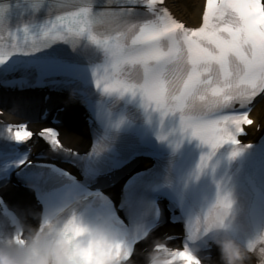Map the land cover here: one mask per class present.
<instances>
[{"label":"snow or ice","instance_id":"obj_1","mask_svg":"<svg viewBox=\"0 0 264 264\" xmlns=\"http://www.w3.org/2000/svg\"><path fill=\"white\" fill-rule=\"evenodd\" d=\"M41 2L34 0L33 7ZM107 4L115 7L98 11L95 0H56L49 3V18L35 32L27 28L8 31L0 23V64L16 55H50L42 50L57 42L76 47L86 39L105 52L103 66L92 69L98 89L108 95L139 96L143 106L155 105L154 110L163 115L177 114L180 133L208 146L210 151L201 157L198 171L222 145H237V137L245 132L242 126L254 123L252 109L264 103V0H206L202 23L196 28L175 18L165 0H107ZM2 13L0 9V16ZM176 32L183 35L190 65L178 90L166 78L167 64L177 51ZM166 40L167 50L163 46ZM233 58L244 67L236 79ZM129 65L141 66L143 74L126 71ZM0 130L17 143L40 135L54 147H62L52 128L34 133L27 123H19ZM238 154L239 150H233L230 158ZM229 196L219 197L218 203L231 213ZM81 231L73 228L74 233ZM186 231L190 241L206 235V229L190 218ZM147 235L145 232L131 243L121 241L114 254L116 264H138L137 251L144 253V249L137 245ZM21 237L22 232L16 231L11 239L23 243ZM248 247L249 252L258 254L259 264H264V243L249 240ZM153 248L165 256V264H221L220 254L213 253L202 262L188 245L171 248L156 242Z\"/></svg>","mask_w":264,"mask_h":264},{"label":"clouds","instance_id":"obj_2","mask_svg":"<svg viewBox=\"0 0 264 264\" xmlns=\"http://www.w3.org/2000/svg\"><path fill=\"white\" fill-rule=\"evenodd\" d=\"M131 35L128 36L129 40ZM173 38L177 51L167 64L166 78L178 90L181 78L187 73L190 65L182 33H174ZM124 46H127V40L124 41ZM163 46L167 50V40ZM98 50L104 60V50ZM125 70L140 75L144 71L139 65H129ZM232 72L234 79L244 72L243 65L235 58L232 59ZM226 194H230L229 198L232 200L231 192L226 186L219 189L217 187L214 196L190 219L193 224H199L206 229V235H211L213 243L219 250L221 264H246L250 251L249 240L239 243L232 238L227 231L230 212L218 203V198ZM74 200L77 204L82 202L79 197H75ZM41 225L36 228L18 227L16 231L22 232L23 243H16L7 236L0 238V264H116L114 254L122 241L119 235L106 225L83 223L73 213L70 204H65L50 213L42 220ZM73 228H80L83 231L77 234L73 232ZM250 240L264 243V229ZM165 259V256L155 248L147 251L144 256L145 264H165Z\"/></svg>","mask_w":264,"mask_h":264},{"label":"bare ground","instance_id":"obj_3","mask_svg":"<svg viewBox=\"0 0 264 264\" xmlns=\"http://www.w3.org/2000/svg\"><path fill=\"white\" fill-rule=\"evenodd\" d=\"M166 4L171 9H176L177 7L180 8V4L176 0H167ZM198 7H199V5H198L197 1H195L192 4L190 16L192 19L197 18L199 21L200 12L198 11ZM179 13H181V12L179 11ZM194 20H196V19H194ZM258 108H259V106L252 113L254 115V118H256L259 121V119H261L264 116V104L262 105L261 110ZM12 119H14V118H12ZM64 130H65L64 136H66V139L71 140V142L73 143L74 146L78 145L79 147H82L83 140L81 138L77 137L75 134L70 135V133H68L65 128H64ZM2 192L5 193V195L8 197L10 203L19 209L26 225L29 224V222H31V219H32V206L33 205L30 204V199L27 196V193H24L20 190H14V189H11L9 187H4Z\"/></svg>","mask_w":264,"mask_h":264}]
</instances>
